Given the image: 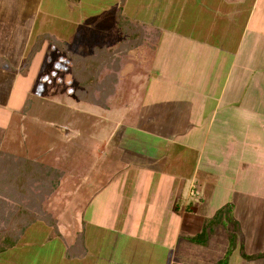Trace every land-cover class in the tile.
Returning <instances> with one entry per match:
<instances>
[{
	"label": "crops",
	"instance_id": "obj_1",
	"mask_svg": "<svg viewBox=\"0 0 264 264\" xmlns=\"http://www.w3.org/2000/svg\"><path fill=\"white\" fill-rule=\"evenodd\" d=\"M55 1L59 3L0 0L2 73L21 70L41 45L32 65L39 62L51 43L48 33L38 31V20L44 3L51 4L49 13L57 17ZM125 3L121 0L115 22L121 14L127 21L123 34L136 35L139 45L122 57L116 90L122 78L146 61L159 69L149 78L144 103L145 143L134 141L132 149L119 146L126 172L108 178L110 190L118 192L110 208H92L65 232L40 222L46 225L45 242H56L63 264H95L102 256L107 264H221L226 249L220 231L229 217L217 215L231 206L227 196L241 191L239 183L246 181L261 182L264 195V0H147L132 14L123 12ZM79 22L77 31L86 26ZM67 42L64 48L97 46ZM145 47L155 48L152 57ZM125 58L135 62L125 65ZM14 73L0 105L8 112L18 109V85L27 79ZM21 94L24 100L26 91ZM136 145L143 148L140 155ZM143 146L150 148L148 153ZM121 181L125 184L116 189ZM242 191L243 196L252 193ZM97 211L105 214L99 217ZM36 224L21 239L29 237L30 229L39 230ZM221 238L223 248L210 256L213 240ZM29 240L27 248L38 243Z\"/></svg>",
	"mask_w": 264,
	"mask_h": 264
},
{
	"label": "rangeland",
	"instance_id": "obj_2",
	"mask_svg": "<svg viewBox=\"0 0 264 264\" xmlns=\"http://www.w3.org/2000/svg\"><path fill=\"white\" fill-rule=\"evenodd\" d=\"M58 1L59 3L54 2L57 17H52L49 13L51 4L44 3L37 24L38 31L43 30L42 34L48 33V39H53H50L51 45L52 42L55 45L48 47L47 44L39 62L30 66L26 76L22 69H6L5 73L0 69V105L4 103L10 84L14 83L13 72H22V76L27 78L23 84L18 85L19 97L15 105L18 109L8 112L0 106V154H8L17 161H27L28 169L37 164L56 169L62 172L63 176L53 185L54 189L51 191L50 185H33L32 188H41L37 193L39 198L37 195L34 197V203L43 208V211L41 215L35 216V219L32 218L33 215H29L34 219L32 224L38 223L36 225L40 229H30L29 237L19 239L15 236L16 224L13 225V230L11 228L0 239V264H63L54 247L56 242H45V224L49 223L52 227L55 225V232H65L74 220L85 219L92 208H110L118 192L110 190L108 178L126 172L121 169L125 168V165H121L124 153L119 146L126 149L131 147L134 141L145 143L141 134V120H144L146 111L144 103L151 84L149 78L151 75L155 77L159 72L155 62L146 61L144 67L142 65L134 73L132 70L122 78L117 90L114 87L113 94L106 100L103 99L106 106L102 108L78 99L75 92L80 86L73 76L72 69V64L77 66V59L83 60V56L90 54L96 46L90 49L86 47L87 51L82 47L77 49L69 46L75 51H70L69 47L64 48V42L75 44L78 41L77 33L81 36L80 42H77L81 46L94 44L102 47L107 44L110 49L118 47L121 37L118 35L120 27L118 22L116 24L115 17L121 0H66L71 5ZM146 2L147 0H126L123 12L132 14L133 10ZM139 12L141 17L142 11ZM79 19L86 26L77 31ZM136 26L135 31H138ZM145 48L149 52L147 56L152 57L153 54L150 53H154L155 48L151 51L150 48ZM139 51L142 50L139 49L135 53L139 55ZM142 55L145 53L142 52ZM125 62L126 65L135 61L133 58H125ZM158 65L162 69V66ZM112 73V69H106L100 80L105 81V77L108 78ZM25 91L26 98L20 100L21 92ZM96 96L99 97V94ZM27 101L29 102L24 112ZM147 144L152 146V143ZM145 146L143 147L148 153L147 149L150 148ZM142 149L136 145L138 155ZM9 169L7 162H0V182L3 177L12 179L19 176V172ZM10 184L11 181L4 184L6 187H2V184L0 186V190L1 187L4 188L3 191L7 190V196H13ZM122 184L125 182L121 181L116 189ZM239 184L243 185L242 190L246 189V194L250 191L252 193L243 196L242 190H235L234 194L227 196L230 205L235 207L230 208L225 217H229V221L222 224L225 226L223 231H220L221 235L224 234L223 242L222 238L221 241L213 240L214 244L208 254L214 257L215 253H211L217 252L219 246H224L226 252L219 256L223 259L221 264H228V261L229 264H264V195L260 188L261 182L246 181ZM252 185L256 187V191L252 190ZM221 198L223 201L226 199L225 196ZM5 199L0 191L1 220L4 217L2 207L5 202H9ZM97 204L101 207H97ZM236 209H239L238 213ZM96 214L101 216L99 211ZM109 216L111 214L107 220ZM55 220L56 222L52 223ZM2 223L0 222V231L3 228ZM57 226L59 229H56ZM30 238L36 239L33 240L34 244L38 243L31 246L32 248H27L25 245L31 241ZM219 242L225 244L221 246ZM105 254L104 251L103 255ZM101 259L96 260L95 264H107Z\"/></svg>",
	"mask_w": 264,
	"mask_h": 264
},
{
	"label": "trees",
	"instance_id": "obj_3",
	"mask_svg": "<svg viewBox=\"0 0 264 264\" xmlns=\"http://www.w3.org/2000/svg\"><path fill=\"white\" fill-rule=\"evenodd\" d=\"M126 23L127 21L120 14L118 17V27H120L121 41L116 49L110 50L106 46H96L90 54L83 56V60L77 59V66L72 64L73 76L80 86V89L75 93L80 101L104 108L106 104L104 105L103 99L106 100L115 91L114 87L117 85L118 73L121 70L122 57L136 49L139 45L137 42L138 37L136 38V35L134 36L131 32L128 34L126 33L127 36L123 34L126 32V28L123 27ZM50 39L47 40L50 42ZM40 47L41 45L29 54L24 66L21 68L22 72H24V76L28 73L33 59L38 54ZM106 69H112L113 73L110 74L108 78L105 77V81L104 79L102 81L100 79ZM96 94H99V97H97ZM28 102L29 101L24 105V112ZM0 162H7L8 168H10L9 170L12 169L14 172H19V176L12 177V179L10 177L2 178L1 175L2 181L0 182V186L2 184V187H6L4 184H9V181H11L10 192L13 196H7V190L3 191L4 188L1 187L0 191H2V196H4L6 198L5 200H8L9 202L4 203L5 208L2 207L4 217H2V220L0 219V222H3L1 224L3 228H1L0 231V239L2 235L4 236L7 234L11 228L13 230V225L15 224V236L21 239L30 226L33 225L32 222L35 219V216L37 217L41 215L43 211V208H39L40 206L34 203V197L36 198L37 195L39 198L37 193L41 188H32L33 185H50L51 187L49 191H51L54 189L53 185H56V183L62 178L63 173L56 169L52 170L37 164H33L32 167L28 169L29 166L27 161L14 160L8 154H0ZM26 180H30V182H26ZM14 206L15 208H13ZM230 208L232 207L227 206L221 210L217 215L218 218H225V215L228 214ZM29 214L33 215L32 218L34 219H32ZM245 258L247 259L249 257Z\"/></svg>",
	"mask_w": 264,
	"mask_h": 264
},
{
	"label": "built area",
	"instance_id": "obj_4",
	"mask_svg": "<svg viewBox=\"0 0 264 264\" xmlns=\"http://www.w3.org/2000/svg\"><path fill=\"white\" fill-rule=\"evenodd\" d=\"M193 196H197L198 192H192Z\"/></svg>",
	"mask_w": 264,
	"mask_h": 264
}]
</instances>
